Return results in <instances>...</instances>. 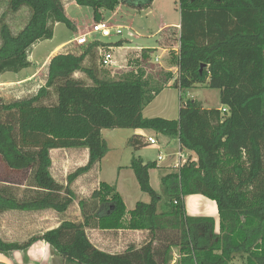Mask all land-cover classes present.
I'll list each match as a JSON object with an SVG mask.
<instances>
[{"label": "trees", "instance_id": "1", "mask_svg": "<svg viewBox=\"0 0 264 264\" xmlns=\"http://www.w3.org/2000/svg\"><path fill=\"white\" fill-rule=\"evenodd\" d=\"M73 1L92 8L94 20L100 21L99 10L112 11L120 3L141 9L152 0ZM8 4L13 11L27 6L30 16L16 34L0 26V75L28 67L32 46L51 38L55 23L74 29L61 0ZM178 4L177 77L170 71L148 72L152 50L147 49L141 50L137 69L104 75L95 66L97 48L104 43L93 40L78 53L54 54L45 83L35 93L9 101L0 94V160L11 171L28 173L21 195L17 186H0V213L65 211L74 201L70 184L108 151L102 129L153 130L176 138L195 159L162 175L159 194L149 181L156 162L133 156L129 167L149 202L137 201L127 211L116 187L100 181L78 201L82 220H63L22 242L0 237V253L43 240L61 260L75 264H169L172 248L178 250L176 264H230L236 255L244 256L243 264H264V0ZM76 72L85 78L74 77ZM196 84L218 89L219 107L183 100V91ZM166 87L180 91L177 119L143 117V108ZM129 144L138 149L146 143L134 134ZM68 148H86L88 159L66 176L64 185L50 173L49 151ZM188 194L215 201L218 231L212 217L186 214L183 197ZM85 228L143 230L147 239L139 247L110 253L94 246Z\"/></svg>", "mask_w": 264, "mask_h": 264}, {"label": "rangeland", "instance_id": "2", "mask_svg": "<svg viewBox=\"0 0 264 264\" xmlns=\"http://www.w3.org/2000/svg\"><path fill=\"white\" fill-rule=\"evenodd\" d=\"M9 0H0V26L6 24L12 34L18 33L22 27L28 21L30 16V10L27 6H22L18 10L13 11L10 9ZM66 15L69 19L76 21L77 25L82 28L83 26H88L94 19L93 10L87 6H80L74 3L73 0H61ZM155 6L164 10V13L171 17H177L179 13L178 0H155ZM116 9V8H115ZM114 9V10H115ZM102 12V20L107 21L111 25L120 26H130V29H122L120 35L111 33L108 37H100L98 39L104 43V47L111 46L113 49V60L114 65L109 67H102L98 63V53L95 56V66L98 72L103 73L109 77H117L121 72L127 70H135L138 65H140V51L134 53H128L129 49H135L138 46H157L158 35L152 37H145L144 35L148 33L145 29L148 24H151V30L155 29V22H153L154 17L147 14V7L141 9L134 8L126 4H120L119 8L116 10L115 15H112L114 11ZM74 30L67 27L62 22H57L53 26V35L49 39H44L36 42L30 52L31 63L28 67L23 68L17 73L14 72H4L0 75V94L6 98V100H11L14 98H19L22 96H27L35 93L38 87L45 83V69L43 66V61L46 57L53 51V49L60 43L69 41ZM170 31H165L161 35V42L165 50L159 52H153L150 54V61L145 65V69L152 74L160 70L170 71L173 77H177L175 57L177 56V37H173ZM171 34V35H170ZM174 35V33H173ZM127 38L130 42L124 41ZM123 40V41H122ZM120 42L122 47H119ZM72 44L69 43L66 47H61L58 51H74L79 52L80 48L71 47ZM176 46V50L172 47ZM73 48V49H72ZM159 56V61H155L154 57ZM39 67V68H38ZM36 68L39 69L33 79L25 81L23 83H14L18 77L24 76L27 73L32 72ZM53 93V92H51ZM179 95L180 91L177 88L169 87L161 94V98H164V103H172V98L176 101V106H179ZM183 100L193 99L200 102L201 106L204 108H215L219 107V90L214 88H208L205 84H196L188 90H184L182 93ZM53 101V99H51ZM158 101H156L153 106ZM135 133L141 135V138L145 140L148 136L154 137L157 140L156 144L144 146L135 149L129 144V139L133 137ZM102 137L105 139L108 151L106 155L98 163L97 167L93 169L87 175H80L74 181V203L71 205V209L68 212L67 218L71 220L79 219L78 215V201L79 199L87 198L91 191L98 186L100 181L106 182L110 185H114L116 190L119 192L127 210L134 208L137 201L149 202L150 197L147 193L140 190L139 185L136 181L133 171L129 167L130 160L133 156L142 157L144 162H156L157 166L149 171L150 174V185L151 187L162 194L160 178L166 172L172 170L170 163L174 160L171 156L178 149V140L176 138H169L164 134L155 132L153 130H142V129H129V128H112V129H102ZM70 150V149H68ZM161 153L165 158L162 161L157 160L158 153ZM64 151H56L53 154L54 164H58L61 159L60 154ZM192 157L195 155L191 153ZM67 162V171H63L62 175L57 169H52L56 177L64 183L66 176L73 172L78 166L84 163L85 155L81 149L77 151L69 152V158L65 159ZM167 166V167H166ZM55 168V165H54ZM65 174V175H64ZM85 174V173H84ZM27 172H16L11 171L4 166L0 160V186H4L5 182L13 183L18 185H26ZM22 185V186H23ZM17 186V185H14ZM15 187L18 195L23 193L24 187ZM14 188V187H13ZM27 190V189H26ZM164 200L159 204L162 207ZM183 203L185 212L189 216H210L214 219L215 230L218 231V211L214 200L204 197L200 194H188L183 197ZM80 212V210H79ZM26 218V219H25ZM3 219V218H2ZM1 219V221H2ZM20 221L27 220L30 227L26 229L25 227L16 228L13 231L14 238L17 240H26L30 235H37L38 232L42 231L43 226L39 224L32 213L20 215ZM36 224H38L36 226ZM29 230V232L27 231ZM125 229L119 231L105 232L98 230L97 228H86L87 235L94 246L103 249H110L111 251L123 252L129 245L137 246L141 245L143 241V234L141 232L124 231ZM147 239V238H146ZM30 250V259H33L34 264H36L37 257L39 256L38 251L35 249ZM25 251V250H24ZM51 257L49 258V264H75L66 261H61L59 257L55 255V252L49 251ZM1 254H14L18 256L21 254L19 251H12ZM28 254V253H27ZM36 256V257H34ZM16 258V257H15ZM179 259V254L177 248H172V260L169 264H176ZM244 256L236 255L231 260L230 264H243ZM32 261H30L31 263Z\"/></svg>", "mask_w": 264, "mask_h": 264}, {"label": "crops", "instance_id": "3", "mask_svg": "<svg viewBox=\"0 0 264 264\" xmlns=\"http://www.w3.org/2000/svg\"><path fill=\"white\" fill-rule=\"evenodd\" d=\"M120 4H123V3H120ZM120 4L112 12V15H115L116 10L119 8ZM62 5H63V3H62ZM147 9H148L147 14H150V15H152V17H154L153 22H155L156 26H155V29L154 30H151V28H150L151 24H148V26L145 29L148 33H146L144 36L149 38V37H152L154 35H158V38H157V46L156 47H154V46H143V47L142 46H138L134 50L133 49H129L128 50L129 51L128 53L138 52V51H140L142 49L152 50L151 53L165 50V48H164V46L162 45V42H161L162 41L161 40L162 39L161 38V35L165 31L166 32L167 31H170L169 33H172V36L173 37H178V33H179V22H180V14L179 13H178V16L177 17H171L169 14L167 16L164 13V10L160 8V6L159 7H156L155 6V0H152L151 1L150 5L147 6ZM99 11H100L101 16H102L103 10H99ZM70 20L72 21V23L74 25V29H73L74 30L73 31L74 33H73L72 38L69 41L60 43L58 46H56L53 49V51L43 61V66L41 67V69L44 68L45 71H46V66H47V63H48L49 59L54 54L60 52L58 50L61 47H66L69 43L72 44L71 47H73V48L74 47L80 48L81 46H84V45H76L74 40H75V38L79 34H81L82 32L86 31V26H83L82 28H80L77 25L76 21H74L72 19H70ZM93 21H95V20L93 19L92 22ZM122 27L124 29L126 28V29H130L131 30V27L130 26H123L122 25ZM173 33H174V35H173ZM93 37L98 38L97 35H95V36L94 35H92V36L89 35L88 36V41L90 42L93 39ZM122 41H118V42H122ZM124 41L130 42V40H128L127 38H125ZM176 42H177V53H178V41H176ZM119 47H122L121 44H120ZM172 48L174 50H176V46H174ZM30 55H31V52L29 54V60H30V62H32L31 59H30ZM86 62H89V61L86 60L84 63H86ZM98 63H99V58H98ZM38 68H36L35 70H33L30 73L25 74L24 76L18 77L14 83H23L25 81H28L30 79H33V77H35L36 73H38V71H39ZM74 77H76V78H85L84 75L81 72L74 73ZM168 89H169V87L164 88L158 95H156L154 97V99L148 105H146L143 108V110H142L143 117H146V118L161 117V118H165V119H177V117H178V110H179V106H180V101H179V106L177 108L176 101H175L174 98H172V103L171 102H168V104L164 103V98H161V94L165 90H168ZM156 101H158V102L155 104V106H153V104ZM142 130H145V129H142ZM135 134L138 135V133H135ZM68 149H70V150H68ZM68 149H51L49 151V155H50V159H51V165H50V168H49L50 173H51L52 177L57 182H59L61 184H64V185L66 184V180L64 181V183L61 182L56 177V175L54 174V171L52 169H57L60 172V175H62L63 171L64 172L67 171V162H66L65 159L66 158L67 159L69 158V152H73L74 151V153H75V151H77L78 149H81L84 152V155H85L84 163H86V161L88 159V150L86 148H68ZM56 151H64L63 154H60L61 159L58 162V164L57 163L54 164V161H53V158H52L53 157V154ZM54 165H55V168H54ZM156 165H157V163H156ZM96 167L97 166H95L93 169H95ZM93 169H91L90 171H88L87 173L82 174V175H87ZM149 181H150V174H149ZM74 182L75 181H73L70 184V188L72 190L74 189ZM5 184H12V185H17V186H22L23 185V184L22 185H18V184L7 183V182H5ZM22 187H25V186L23 185ZM73 203H74V201H73ZM71 205L65 211H63L62 213H58V212H56V211H54L52 209H43V210H36V211L8 210V211L1 212L0 213V237L4 241H17V242H22V241H26L31 236H33L34 234L30 235L26 240H23V239L22 240H17L16 238H14V236H12L13 235L12 233H13L14 229H16L18 227L19 228L25 227L26 229H28V227L34 225V224L30 225L29 223H27V220H25L23 222L19 220L20 215L22 216L23 214H28V213H32L33 217L36 218V220H37V222L39 224V227H40V224H42L43 229H42V231L38 232V234H42L44 231L58 226L59 223L61 221H63V220H71L70 218H67V216H66V215H68V212L71 209ZM79 210H78L79 219L74 220V221H80V220H82L81 213L79 212ZM126 210H127V208H126ZM1 219H2V221H1ZM38 224H36V226ZM27 231L29 232V230H27ZM85 231H86V228H85ZM101 231H104V230H101ZM126 231L141 232V233H144L143 234V236H144L143 239L146 240V238H147L146 232L143 231V230H126ZM105 232H111V231H105ZM139 246L140 245H137L136 247H139ZM32 248L35 249V250H37L38 251V254H39V256L37 257V260L35 261L36 264H49V258L51 257L49 251H53V249L45 241H43V240H39V241L34 242L27 249H24L25 251L24 250H15V251H19L21 253L18 256L14 255V254H6L5 255V254H1L0 253V264H34L33 259H30V256H29V255H31L33 253L30 254V252H29L30 250H28V249H32ZM97 248H99V247H97ZM99 249H102V250L107 251V252H110V253H115V252L111 251L110 249H103V248H99ZM34 257H36V256H34ZM30 261H32V262L30 263ZM61 261H63V260H61Z\"/></svg>", "mask_w": 264, "mask_h": 264}, {"label": "built area", "instance_id": "4", "mask_svg": "<svg viewBox=\"0 0 264 264\" xmlns=\"http://www.w3.org/2000/svg\"><path fill=\"white\" fill-rule=\"evenodd\" d=\"M123 27L120 25H111L107 21H93L91 22L88 26H86V31L82 32L75 38V44L76 45H84L88 43V36L92 35H99L100 37H108L111 35V33H114L116 35H120L122 33ZM93 40H99L98 38L93 37ZM97 53L99 56V65L102 67H109L114 65V60H113V49L111 46H99L97 48ZM155 61H159V56L154 57ZM222 111H225L224 108L221 109ZM145 143L149 145H153L157 143L156 138L148 136L145 138ZM179 145V143H178ZM192 152L188 150H183L178 146V149L175 150L171 156L174 158V160L170 163V167L174 171H179V169L188 161V160H193L195 158L192 157L191 155ZM164 156L159 152L157 155V160L162 161L164 160Z\"/></svg>", "mask_w": 264, "mask_h": 264}, {"label": "water", "instance_id": "5", "mask_svg": "<svg viewBox=\"0 0 264 264\" xmlns=\"http://www.w3.org/2000/svg\"><path fill=\"white\" fill-rule=\"evenodd\" d=\"M191 1H194V0H191Z\"/></svg>", "mask_w": 264, "mask_h": 264}]
</instances>
